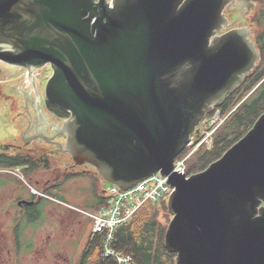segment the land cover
<instances>
[{"label":"water","instance_id":"95a60500","mask_svg":"<svg viewBox=\"0 0 264 264\" xmlns=\"http://www.w3.org/2000/svg\"><path fill=\"white\" fill-rule=\"evenodd\" d=\"M231 1L0 0V61L26 71L0 81L10 120L16 91L49 64L43 98L68 113L61 149L76 165L120 189L168 178L163 241L175 264H264V111L205 169L173 170L257 64L250 30L225 29Z\"/></svg>","mask_w":264,"mask_h":264},{"label":"flooded vegetation","instance_id":"af4514ba","mask_svg":"<svg viewBox=\"0 0 264 264\" xmlns=\"http://www.w3.org/2000/svg\"><path fill=\"white\" fill-rule=\"evenodd\" d=\"M261 9H264V0H233L229 2L223 11L229 23L233 24L226 26L225 29L246 27L250 30L253 19ZM16 95L23 102L22 110L18 111L20 120L17 121L20 129L17 138L20 142L1 143L0 161L15 156L23 157L25 160L17 166H9L0 162V187L12 185V200L2 202L4 204L0 209V215L11 214V216H7L10 222L9 230L4 232L2 228L0 229V264H73L76 259L71 263L69 258L62 257L61 251L63 247L75 248L76 242H78L79 237L76 232L78 233L79 228L77 225L84 222L80 220L75 211L82 214L80 209L93 208H80L63 201L59 166L55 164L53 169L50 166L51 158L56 161L60 153L65 152L61 149L66 139L61 134V120L66 117L60 115V111L57 109L59 107L48 103L43 98V90L40 89V83L36 79L30 81L27 87L18 89ZM206 120L205 116L199 129L202 128ZM11 125L18 129L15 122H12ZM15 169L18 170L17 174L13 173ZM39 170H51L50 173L53 175L43 183L44 188L42 189L46 193L37 191L33 187L34 184L37 186L40 183L38 179L32 180V175ZM64 172L65 176L71 178L82 176L88 178L94 173L98 176L93 166L89 164L76 165L73 159ZM10 175H14L15 178ZM22 175H26L28 178L26 182L29 191L18 181V178H24ZM98 178L101 179L99 176ZM49 200L55 201L54 205L57 202L56 205L63 204L68 208L56 206L58 210L54 211L53 219H51L47 217L46 211L49 206L47 203L50 204ZM9 202L14 207L12 212L8 209ZM82 216L87 218L83 214ZM46 222L55 225L48 232H44L42 229ZM89 223L88 219L90 230ZM70 226H73V229L67 234L66 230ZM86 240L87 238H84L82 247Z\"/></svg>","mask_w":264,"mask_h":264},{"label":"trees","instance_id":"16d2710c","mask_svg":"<svg viewBox=\"0 0 264 264\" xmlns=\"http://www.w3.org/2000/svg\"><path fill=\"white\" fill-rule=\"evenodd\" d=\"M255 20L260 28L254 42L259 52L257 64L221 105L213 107L206 114L208 118L218 109L225 119L215 130L212 145L210 147L201 145L191 154L188 160L191 165L189 168L186 166L185 171L187 175L205 169L212 161L219 158L245 134L264 111V9L260 10ZM57 109L62 117L68 116L67 112ZM192 147L193 145L186 147L184 152ZM24 160L23 157L15 156L1 161L9 166H17ZM94 193V202H88L87 208L95 209L105 202L103 191L100 193L95 189ZM159 204L164 211L167 210L166 202L163 200L147 203L115 233L113 247L117 251L129 253L133 258L132 264H175V253L168 251L164 245L163 238L167 224H162L158 219ZM169 219L170 217H167V222ZM90 231L73 264H116L112 257L102 255V237L98 235L90 239Z\"/></svg>","mask_w":264,"mask_h":264},{"label":"rangeland","instance_id":"374dc122","mask_svg":"<svg viewBox=\"0 0 264 264\" xmlns=\"http://www.w3.org/2000/svg\"><path fill=\"white\" fill-rule=\"evenodd\" d=\"M259 29L260 28L257 26L256 20L254 18L253 23L251 24V29H250L251 39L253 40V42H256V33ZM25 72H26L25 69H23L21 67L9 65L7 63L0 61V81L14 80V79L22 76ZM51 73H52V71H51L49 64L35 70L34 76H35L36 80H38V82L40 83V89L41 90L44 91L45 83H46L47 79L50 77ZM11 103H12V101L9 99L0 101V144L2 143L1 141H3V142H13L14 141L15 143L20 142V141H18V138H17L18 132L20 131L19 123L17 124V121L20 119L18 117H15L13 120H10V118L13 117V115H14L13 109L10 108ZM211 116L212 115H210L209 117H211ZM12 122L16 123L18 129L17 128L15 129V127L11 125ZM202 128H204L203 125H202ZM15 134H16V136H15ZM0 150H1V148H0ZM70 163H72V159H71L70 155L68 153H65V152L60 153V155L56 158V161H54L53 158H51V161H50L51 169H53L55 164L59 166L60 175H61V185H62L61 196L64 197L62 200L67 202L68 204H70L72 206H76V207H80V208H85V207L87 208L88 202H91V201L94 202L93 200L95 197V193H94L95 189L97 192L100 191V193H101L102 190L106 189V187L109 185V183L103 179L99 180L98 176L95 173H94V175L88 176V178L83 177V176L78 177V178H71L69 176H65L66 173L64 172V170L69 166ZM190 165H191V163L189 164V161H187V163H186L187 168H189ZM50 171L51 170H39L36 174L32 175V180L38 179L40 181V183L36 186L35 184L33 185V182L30 180V183H32L33 187L37 191L45 192L44 189H42V188H44L43 183L48 178H52V176H53L50 173ZM10 176L12 177L14 175H10ZM23 177L24 178H21V177L18 178V181L25 187V189L27 191H29V186H28V183L26 182V180L28 181V178L26 175ZM12 178H15V176ZM93 183L95 185L94 187H92ZM11 187H12V185H4L3 187H0V209H1L2 205L4 204L2 202H4L5 200H7V201L12 200L11 199V191H12ZM166 200L167 199H165V202H166ZM49 202H50V204L47 203L49 206L46 209L47 217H50L51 219H53L52 216L54 215V211L58 210V208H56V206H58L60 204L56 205L57 204V202H56V204L54 205L55 201L52 202L50 200H49ZM9 203H8L9 208L8 207L7 208L10 209L12 212L14 207L11 204V202H9ZM60 206L62 208H68L67 206H65L63 204H61ZM158 208H159V214H158L159 221L162 224H168L167 217L171 218V216H170L171 214L168 212V210L164 211V208L162 207L161 204L158 205ZM75 213L80 218V220H82L84 222L81 224L77 223L78 224L77 228H79L78 233L76 232L77 237H79L78 242H76L75 248L74 247L73 248H67V247L64 248L63 247L62 251H61L62 257L63 258H69L71 263L78 256L80 248L83 245L84 238H87L88 234H89L88 219L83 217L82 214H80L76 211H75ZM7 216H11V214L9 215V214L4 213V214L0 215V223H2V224H0V229L2 228L4 230V232H7V230H9V223L10 222H9V219H7L8 218ZM47 223L48 222H46V224L42 228L44 232L50 231L55 226L53 223H52V225L47 224ZM89 226H90V223H89ZM72 229H73V226L68 227L66 230L67 234H69Z\"/></svg>","mask_w":264,"mask_h":264},{"label":"built area","instance_id":"2783aa9c","mask_svg":"<svg viewBox=\"0 0 264 264\" xmlns=\"http://www.w3.org/2000/svg\"><path fill=\"white\" fill-rule=\"evenodd\" d=\"M225 116L217 109L211 117L203 123L198 133L190 136L186 145L187 148L193 145L186 152L184 150L174 161V170L184 173L186 163L194 150L201 146L210 147L215 130L224 121ZM14 174L18 170H13ZM186 174V173H185ZM187 175V174H186ZM168 178L160 172L153 173L144 179L136 182L127 189H120L118 186L109 183L103 190L105 202L95 209H80L79 211L90 220V238L101 236L102 255L112 257L116 264H132L133 258L129 253L117 251L113 247L117 229L127 223L145 204L156 203L168 199L173 188L166 181ZM167 201V200H166Z\"/></svg>","mask_w":264,"mask_h":264},{"label":"bare ground","instance_id":"6f19581e","mask_svg":"<svg viewBox=\"0 0 264 264\" xmlns=\"http://www.w3.org/2000/svg\"><path fill=\"white\" fill-rule=\"evenodd\" d=\"M193 134H194V133H193ZM181 153H182V152H181ZM181 153H180V154H181ZM180 154H179V155H180ZM179 155H178V156H179ZM178 156H177V157H178ZM177 157H176V158H177ZM176 158H175V159H176ZM175 159H174V161H175ZM189 159H190V158H189ZM189 159H188V160H189ZM173 170H174V166H173ZM174 171H175V170H174ZM184 174H185V173H184Z\"/></svg>","mask_w":264,"mask_h":264}]
</instances>
